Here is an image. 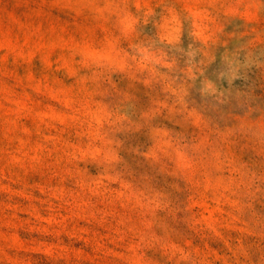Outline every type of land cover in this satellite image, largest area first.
I'll return each instance as SVG.
<instances>
[{
	"label": "rangeland",
	"instance_id": "rangeland-1",
	"mask_svg": "<svg viewBox=\"0 0 264 264\" xmlns=\"http://www.w3.org/2000/svg\"><path fill=\"white\" fill-rule=\"evenodd\" d=\"M0 264H264V0H0Z\"/></svg>",
	"mask_w": 264,
	"mask_h": 264
}]
</instances>
